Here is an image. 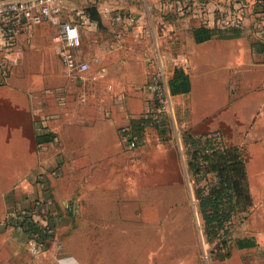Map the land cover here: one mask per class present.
<instances>
[{
	"label": "crops",
	"instance_id": "1",
	"mask_svg": "<svg viewBox=\"0 0 264 264\" xmlns=\"http://www.w3.org/2000/svg\"><path fill=\"white\" fill-rule=\"evenodd\" d=\"M161 1L64 0L61 20L77 25L81 34L82 44L76 48V56L79 60L94 57L100 60L85 74L71 75L60 62L58 43L54 40L58 27L41 23L19 37V47L24 51L20 65L45 62L46 55L53 54V118L45 116L40 107L33 109L14 70L5 85L0 86L1 91L10 93L9 99L14 102L11 105L14 109L6 118L13 122L15 130L19 129L20 121L30 120L31 142L35 141L37 126L39 130L53 127L55 135L53 171L44 181L41 170L31 174L22 184L19 205L31 210L35 200L47 197L43 186L53 184L50 208L53 207L54 226L59 225L62 221L59 207L68 203L71 190L59 188L65 178L54 162L57 154L68 155L69 143L79 141L78 131L89 136L98 124L106 128L107 141L119 144L121 138L117 129L121 133V129L130 126L133 120L151 116L153 106L146 88L160 57L167 65L169 80L178 67L185 71L190 81L188 92L172 94L169 88L167 95L166 104L181 127L197 138H209L226 148H238L243 156L252 203L247 219L249 228L240 236L251 239L253 245L235 247L228 259L212 264H264V44L253 32L252 16L244 30L208 28L212 36L197 40L194 30L200 26L164 13ZM115 9L134 14L137 24L130 27L114 23L110 12ZM31 114L39 115L37 122L33 121V115L32 120ZM113 136L116 139L112 140ZM22 139L14 135L0 141L19 142ZM97 139L104 141V138ZM60 141L64 148L57 147ZM39 154L40 168L46 169L48 153ZM85 157L100 158L101 155ZM8 210L11 207L0 208L1 225ZM26 238L28 240L26 232L2 225L0 264H19L17 258ZM54 244L55 240H46L44 255L53 253Z\"/></svg>",
	"mask_w": 264,
	"mask_h": 264
},
{
	"label": "rangeland",
	"instance_id": "2",
	"mask_svg": "<svg viewBox=\"0 0 264 264\" xmlns=\"http://www.w3.org/2000/svg\"><path fill=\"white\" fill-rule=\"evenodd\" d=\"M46 56L45 62L31 61L16 67L14 74L33 109L42 108L52 119L53 54ZM8 94L0 89V139L14 135L23 139L0 141V208L11 207L2 225L23 233L18 228L24 210L19 205L22 184L41 170L39 153L43 151L48 153L45 170L53 171V142L43 150L31 142L30 120L20 121L19 129H14L6 118L14 109ZM150 102L151 121L137 147L122 142L119 129L116 132L121 142L107 141L106 128L98 124L91 135L78 131L79 141L69 146L66 143L68 155L57 154L54 162L65 178L59 188L67 187L71 194L66 197L68 203L59 207L62 221L56 226L53 253L33 256L26 238L17 258L19 264H212L227 255L231 246L236 247L240 234L249 228L251 207L246 212L232 210L224 230L208 234L197 193L201 190L206 195L208 186L220 179L195 172L198 169L191 167L184 144L188 132L168 104ZM38 117L33 115L32 120L37 122ZM49 131L53 133V127ZM98 137L104 141L98 142ZM59 146L64 148L61 141ZM98 154L100 158L85 157ZM49 190L53 200V184ZM46 216L53 223V207Z\"/></svg>",
	"mask_w": 264,
	"mask_h": 264
},
{
	"label": "built area",
	"instance_id": "3",
	"mask_svg": "<svg viewBox=\"0 0 264 264\" xmlns=\"http://www.w3.org/2000/svg\"><path fill=\"white\" fill-rule=\"evenodd\" d=\"M63 4L64 0H0V69L3 76L23 62L24 51L19 47V37L45 22L58 27L54 36L58 43L57 54L69 74H85L100 62L98 57L79 60L76 56L75 50L82 44L81 34L77 25L61 20ZM160 8L178 19L218 31L244 30L252 16L253 32L264 44V0H162ZM110 14L112 21L119 25L131 27L138 22V18L129 12L115 9ZM168 81L167 65L159 57L158 67L146 91L150 99L160 106H164L167 101ZM128 131L129 126L121 129L123 141L135 148L136 139ZM40 176L44 181L46 176ZM43 189L47 197L35 200L33 210L19 213L18 228L27 233V249L35 257L44 256L46 240L56 241V227L49 217H42L51 205L49 187L44 185Z\"/></svg>",
	"mask_w": 264,
	"mask_h": 264
},
{
	"label": "trees",
	"instance_id": "4",
	"mask_svg": "<svg viewBox=\"0 0 264 264\" xmlns=\"http://www.w3.org/2000/svg\"><path fill=\"white\" fill-rule=\"evenodd\" d=\"M194 33L197 40H204L212 36L210 30L206 27H200L194 30ZM15 68H12L7 76H3L0 69V86L5 85L6 79H8ZM169 88L172 94L189 91L190 81L182 68L177 67L174 69L173 76L169 80ZM149 119V117H146L133 120L129 126L128 132L136 139L137 146L140 144L143 129L151 121ZM35 131V142L40 148L45 144L52 143L55 138V135L46 128L39 130L37 126ZM122 142H124L123 136ZM184 144L188 150L189 158L192 160L190 163L191 167L195 166L198 169L195 172L214 174L220 179L218 184H214L211 187L208 186L206 195L201 194V190L197 193L198 198H200L199 207L201 212H203L208 234L210 235L212 230L214 231L213 234L217 235L224 230L226 222L230 221L232 210L246 212L252 203L241 150L233 147H222L209 138L203 140L189 133L184 137ZM47 172L45 169H41L40 175L48 177ZM47 213L42 216L48 218L46 216ZM28 226L30 227V224ZM251 245H253L251 239L241 238L237 240V245L235 246L236 248H242ZM234 248V246H231L228 254L217 258L216 261L228 259L232 255ZM215 249H218V247H215Z\"/></svg>",
	"mask_w": 264,
	"mask_h": 264
}]
</instances>
